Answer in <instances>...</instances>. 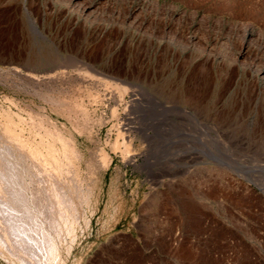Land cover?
I'll return each mask as SVG.
<instances>
[{
    "label": "rangeland",
    "instance_id": "374dc122",
    "mask_svg": "<svg viewBox=\"0 0 264 264\" xmlns=\"http://www.w3.org/2000/svg\"><path fill=\"white\" fill-rule=\"evenodd\" d=\"M68 2L0 0V123L9 113L27 128L41 119L77 135L63 115L69 104L79 114L73 120L106 122L96 136L103 148L116 138V122L127 126L138 165L115 156L124 164L119 189L111 201L102 197L91 225L97 196L61 231L37 212L56 249L44 264H264V78L256 73L264 0H77L81 17ZM12 59L56 66L61 80L40 84L15 72ZM73 64L124 80L121 119L111 109L118 90L96 86ZM92 92L105 100L94 103ZM80 101L89 111L76 110ZM8 141L0 132V160ZM81 141L84 152L95 149ZM161 173L166 183L151 189ZM1 246L0 236V264H23L18 256L31 252Z\"/></svg>",
    "mask_w": 264,
    "mask_h": 264
},
{
    "label": "bare ground",
    "instance_id": "6f19581e",
    "mask_svg": "<svg viewBox=\"0 0 264 264\" xmlns=\"http://www.w3.org/2000/svg\"><path fill=\"white\" fill-rule=\"evenodd\" d=\"M64 1H69L68 4L65 3L68 7L69 12H76L79 17L84 16L86 8L84 9L82 7L83 5H78L77 0ZM85 4H87V2ZM8 63L9 65H13L12 68L15 72H21L27 78L38 81V83L40 84L49 83L50 81L54 80L58 82L61 80L59 73L60 71L58 72L56 66H47L40 68L36 66L25 65L24 62L16 59H12ZM74 64H76V62ZM74 64L70 67L76 68ZM81 68L82 67L80 66V69ZM85 68L86 66L82 70H79L78 68L76 69L81 72L83 71L82 74L84 76L86 75L87 77L92 78L93 82L96 83V86L97 84H99L101 87H105V90L110 89L115 93V90H118V99L116 100L114 99L115 97H113V99L117 101H115L116 106H113L114 108L111 109H113L114 118L116 117V119H121V113H118V106L122 101H124L125 93L129 92V88L126 87L127 85L125 87L124 85L123 87H120L121 82L119 83L118 81L124 80L115 75H107L112 80L114 79L113 81L116 80V86H118L117 82L119 83V87H113V85L115 84L111 81V79L102 78V74H100L101 77L96 75V73L98 74L100 73V71H97L95 73V71L92 69L94 73H91ZM256 70V73L264 78V64L259 66ZM98 89L99 88H97V90ZM89 91L91 93L92 89L90 88ZM97 93L98 92L94 93L96 95H93L92 92V97L94 98L93 102L101 103L104 99H102L104 95ZM89 94L86 95L88 96ZM56 97L52 96L51 100L55 102ZM56 99H58V101H61L60 98ZM65 99L66 98H64L63 100ZM82 99L84 98H81V100ZM69 101L68 102L71 104V100ZM59 103L60 102H58V104ZM85 103H81V101L80 103H77L76 110L80 108L79 111H81V109L83 110L82 112L89 111L87 110L88 107H86L87 103L86 105ZM61 105L62 104H60V106ZM125 105L126 107L123 106L124 109H122V111L124 112L130 107V102L125 101ZM63 106V115L66 116V119L70 121V123H72V125L75 127L78 132L77 135L76 133H73L72 130H69L66 124H64V128H59L58 124L54 122L53 126L55 128H50V126L48 127L47 125H45L44 121L42 122L41 119L40 122L37 121L38 123H33L35 122V120L32 119V125L28 126L27 128V123L26 121H24V119L22 120V118H19V121H16L11 117L9 113H7V111V116L4 115L6 117V119H4L5 121L3 123H0V132L6 134L9 139L8 142L11 143L8 144L7 142L3 145L5 155L4 159L0 160V236L3 247L6 246L7 248L8 246L11 249L18 248V250L20 251L24 249L31 251L30 255H25L24 258L23 256H18V260L22 261L23 264H44L45 259L47 260V258L54 254L56 250L52 237L45 232V228L40 227V225L37 223V212H40L45 216V218L49 219L53 227H55L54 225H56L58 226L57 228H62L61 224H63V226L64 224L69 225L71 221L73 223L76 219H78L80 208L79 206H81L83 202H91L93 197L97 196L99 198L98 206L91 210V214H89L90 217L87 220L88 224L91 225L92 217L100 210V201L102 197L104 195L108 196L109 200L111 201L116 195V192L119 189L120 173H123L124 170L122 165H138L137 153L139 151H137L135 145H133L134 137L130 135L133 132L126 128L127 126L115 121L117 124L115 123L114 127L117 129V136L115 139L109 138L106 144L108 148H103L99 138H97L96 136H98V132L106 122H103L101 120H96L91 123H88V120L79 122L80 120L77 121L78 119L75 120V118L73 120L74 115H79L76 114V112L72 111L75 108L72 110L71 108L68 109L69 104H63ZM89 109L92 110L91 108ZM62 110L60 109V111ZM4 116L2 115L1 118H5ZM82 119L84 118L82 117ZM66 130H68V132H65ZM26 131L29 133V135H26ZM81 138L85 141H88L89 143L95 141V149L88 153L84 152L79 147V144H81L82 142ZM12 144L17 145L19 150L18 152L13 146H11ZM141 154L142 153L140 152L139 155ZM116 155L120 156L124 164H114ZM113 167L114 173L111 176L109 182L107 181V173ZM163 173L158 176H154L153 174L152 176L154 177L151 178L150 181L148 180L151 189L157 188L158 186L164 185L166 183L162 178ZM154 179L157 182H154ZM144 180H146L147 182V179ZM107 185L108 191L106 194ZM145 193L147 196L149 192ZM55 212H57L58 215L54 214ZM39 228L41 229L40 234H38L40 231ZM59 230L61 231L60 228ZM12 254L15 255V253ZM13 258H16V256H14Z\"/></svg>",
    "mask_w": 264,
    "mask_h": 264
}]
</instances>
